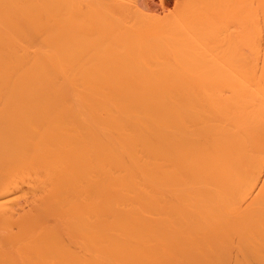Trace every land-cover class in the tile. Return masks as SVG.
I'll list each match as a JSON object with an SVG mask.
<instances>
[{
    "label": "bare ground",
    "instance_id": "bare-ground-1",
    "mask_svg": "<svg viewBox=\"0 0 264 264\" xmlns=\"http://www.w3.org/2000/svg\"><path fill=\"white\" fill-rule=\"evenodd\" d=\"M156 1L0 0V264H264V0Z\"/></svg>",
    "mask_w": 264,
    "mask_h": 264
},
{
    "label": "rangeland",
    "instance_id": "rangeland-1",
    "mask_svg": "<svg viewBox=\"0 0 264 264\" xmlns=\"http://www.w3.org/2000/svg\"><path fill=\"white\" fill-rule=\"evenodd\" d=\"M166 1V3H167V5L169 6V7H172L173 5H174V0H165ZM157 3H159V0H157L156 1ZM170 5H172V6H170ZM158 5L156 4V5H154V10H155V7L157 8L156 10H159L161 7H160V5L157 7ZM160 11V10H159Z\"/></svg>",
    "mask_w": 264,
    "mask_h": 264
}]
</instances>
